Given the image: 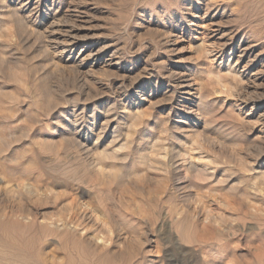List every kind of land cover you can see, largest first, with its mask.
Wrapping results in <instances>:
<instances>
[{
	"label": "rangeland",
	"instance_id": "1",
	"mask_svg": "<svg viewBox=\"0 0 264 264\" xmlns=\"http://www.w3.org/2000/svg\"><path fill=\"white\" fill-rule=\"evenodd\" d=\"M81 2L80 36L116 64L82 72L0 5V264H264V123L240 115L200 41L173 44L218 27L264 57V0ZM172 68L205 98L183 134Z\"/></svg>",
	"mask_w": 264,
	"mask_h": 264
},
{
	"label": "bare ground",
	"instance_id": "2",
	"mask_svg": "<svg viewBox=\"0 0 264 264\" xmlns=\"http://www.w3.org/2000/svg\"><path fill=\"white\" fill-rule=\"evenodd\" d=\"M81 1L82 0H0V2H1L0 5H2V7H3V10H4L3 14H5L7 16L8 15L11 16L17 24H21L24 27V29H27L28 31L33 32L32 34L35 35V33L36 34H44L45 33L44 38L47 39L45 41V46L51 47L54 52H57V53L60 52L61 54H64L67 52L69 54V56H73L74 61L78 62L79 67L81 68L80 69L81 71H82V68L84 67V65H86L85 62L90 60V59L93 60V64L95 62H97V63L104 64V66L109 67L110 65L113 64V62L115 63V61H113V57L115 56V53H113V51L111 52V50L106 46L105 42H103L101 40H95V41L94 40H88V39L80 36V34H79L81 32V29H80L81 25L80 24H82V23H80L78 21V19H80L79 15H81L83 13L82 10L84 8L82 6L83 2H81ZM0 11H2V10H0ZM70 11H73V13L69 14ZM0 15H2V13ZM11 17H9V18L12 19ZM193 17H196V16H193ZM202 18H203V16H202ZM0 19H2V17ZM65 19L66 20L68 19V21L70 20L72 22L74 21L75 23L73 25H71L68 29L63 31L62 24H66L67 22L64 23L65 21H62V20H65ZM77 21L80 24L77 23ZM212 22H214V21H212ZM187 25H194V26H198V28H199V25L196 22L195 18H191V19L186 18V20L182 24V26H183L182 30L185 29L186 27H188ZM200 25H202V24H200ZM198 31L199 30H197V33H191L190 32L189 38L187 37V35L182 34L179 36L178 34H175V36H173L174 37L173 44L175 45L181 41L190 42V40H191L190 44H193V42H199L200 41L199 45L204 48V51L208 55L207 58L211 62L212 66L215 68V71L217 73L215 76L221 77L222 75H226V76L231 78L232 87L230 86V88H231V90L236 92L235 94H236V99L238 102V104H236V105H238V107H240L239 108L240 109V111H239L240 115H241V111H242L243 114H245L243 116H247L248 118H250L249 121L253 119L257 122L264 123V98H263L264 97L263 96V92H264V57H263V55H261L260 52H257V47L255 45H253L252 43H250L249 41L241 40L238 44H236L235 43L236 39L234 40L232 37L224 36L218 27H217V29L211 28V29H204V31H202V32H198ZM60 33H64V34H60ZM58 34H60L59 35L60 37L58 36ZM198 34H200V35H198ZM233 34H234V32H233ZM48 39H49V41H48ZM26 40H28V39H26ZM1 57H4V56H1ZM93 64L87 65V66L90 67ZM60 66H62V65H60ZM88 70H90V69H88ZM91 70L93 71V69H91ZM170 71H171V73H170L171 77L173 78L172 79L173 84H171V85H173V91L172 92L178 91L181 93V96L179 97V100H177V103L180 106H182L183 110L181 112L179 111L180 113L178 112L179 113V115H178L179 123H180L178 128L181 130V133L183 134L184 132H186L190 129L195 130V128L201 126V121H200L201 117H199V114H200V112H202V109H203L202 106H204V105H202V102L205 101L204 100L205 98L203 97V94L201 93V90H202L200 87L201 84L199 83V85H198L194 81L195 79L192 78L193 76L191 77L190 75H187L186 73L182 72L181 69H177V68L176 69L172 68V70H170ZM197 71H199V70H197ZM82 77H83V79H86V76L83 75ZM230 78H228L227 80H229ZM229 82H230V80H229ZM168 83H170V81ZM137 88L139 90H145V85H144V87L139 86ZM138 89L136 90V92L138 91ZM120 97H121V95H120ZM123 102L124 101H122L121 103H123ZM141 104H142L141 101L127 100L125 105L124 106L122 105L124 107L122 112L125 113V115L129 114V115H127V117H129L131 113H132L131 116L135 115V117H136V116H138L137 115L138 111L134 112L132 108L139 109ZM205 106H204V108H205ZM172 108H174V107H172ZM202 115L204 116V114H202ZM124 118H125V116H124ZM138 118H140V117H138ZM87 119H89V118H87ZM243 119H245V117H243ZM96 120H98V119L96 118ZM83 121H85V120H83ZM125 121H127V120L125 119ZM72 123H73V120H72ZM83 124L85 125V122ZM257 124H259V123H257ZM76 125H77V122H76ZM129 125H131V123ZM90 128H92V127H90ZM90 128H89V130H91ZM81 129H82V127H81ZM202 129H204V128H202ZM181 158H182V156H181ZM204 158H206V157H204L203 153L200 152V153H198V156L194 157L193 159H188V160H190V162H189L190 166H188V164H186L188 160H184V161H186L184 163V165L186 164L187 167L190 169L195 168V169L201 170L203 168V166H205V164H206L204 162ZM185 159H186V157H185ZM181 160H183V159H181ZM172 161H173V159H172ZM178 162L180 163L181 161H178ZM175 167H176V164H175ZM178 171H180V170H178ZM187 171H190V170H187ZM195 171H198V170H195ZM198 172H200V171H198ZM81 216H83V214ZM84 218H86V217H84Z\"/></svg>",
	"mask_w": 264,
	"mask_h": 264
}]
</instances>
